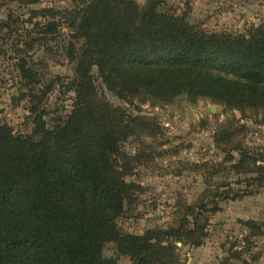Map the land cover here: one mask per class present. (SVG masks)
Returning a JSON list of instances; mask_svg holds the SVG:
<instances>
[{
	"label": "trees",
	"instance_id": "16d2710c",
	"mask_svg": "<svg viewBox=\"0 0 264 264\" xmlns=\"http://www.w3.org/2000/svg\"><path fill=\"white\" fill-rule=\"evenodd\" d=\"M161 2L148 0L140 7L133 0H90L65 19L72 39L67 53L76 60L77 74L70 113L48 127L46 90L31 89L30 132L0 125V264H115L103 257L107 242L130 264H178L176 241L203 243L209 225L204 212L217 210L215 199L211 209L203 200L187 205L177 224L165 229L137 235L117 227L116 219L135 203L140 188L126 180L132 163L149 159L143 151L128 155L121 145L130 137L155 141L159 126L110 103L92 70L129 105L200 98L241 116L264 112V23L246 34H208L182 15L161 13ZM58 25L48 21L42 32L53 34ZM20 70L32 78L26 62ZM244 129L234 117L226 119L214 142L227 160L238 155L231 168L250 174L248 184L264 187V148L245 146L239 137ZM218 198H229L228 191ZM243 224L257 236L264 233L254 220ZM231 256L241 259L239 252Z\"/></svg>",
	"mask_w": 264,
	"mask_h": 264
},
{
	"label": "rangeland",
	"instance_id": "374dc122",
	"mask_svg": "<svg viewBox=\"0 0 264 264\" xmlns=\"http://www.w3.org/2000/svg\"><path fill=\"white\" fill-rule=\"evenodd\" d=\"M88 1L0 0V125L15 133L30 132L31 89L46 90L42 105L48 127L68 116L74 98L71 84L77 74L76 60L67 53L72 39L64 21L74 8ZM133 1L140 7L148 2ZM44 9L52 12L46 16L36 13ZM158 9L182 15L194 29L208 34H246L264 23V0H162ZM48 21L59 25L56 32L46 35L42 28ZM75 47L78 50L80 43ZM23 61L32 70L30 80L22 76ZM92 72L99 93L110 103L132 115L152 118L160 132L155 141L148 136H143L144 142L130 137L121 145L128 155L143 151L149 159L132 163L126 180L140 188L135 203L116 219L117 227L137 235L148 229H165L177 224L187 205L203 200L211 209L215 199L217 210L204 212L209 225L203 243L198 247L174 243L178 264H264V233L257 236L256 229L243 224L254 220L264 230V187L248 184L250 174L231 168L238 155L232 153L234 159L227 160V154L214 142L219 125L234 117L245 125L239 136L244 145L263 149L264 112L241 116L220 103L200 98L129 105L106 88L95 68ZM221 191H228L229 198L219 199ZM235 252L241 259L231 256ZM102 254L115 264H130L112 242L105 243Z\"/></svg>",
	"mask_w": 264,
	"mask_h": 264
},
{
	"label": "crops",
	"instance_id": "0c3cea01",
	"mask_svg": "<svg viewBox=\"0 0 264 264\" xmlns=\"http://www.w3.org/2000/svg\"><path fill=\"white\" fill-rule=\"evenodd\" d=\"M262 258H264V257H262ZM262 260H263V259H261V262H262Z\"/></svg>",
	"mask_w": 264,
	"mask_h": 264
}]
</instances>
